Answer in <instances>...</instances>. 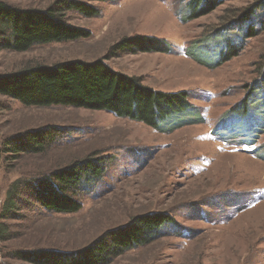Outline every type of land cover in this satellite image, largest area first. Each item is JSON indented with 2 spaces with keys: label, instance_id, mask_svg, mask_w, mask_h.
Listing matches in <instances>:
<instances>
[{
  "label": "rangeland",
  "instance_id": "obj_1",
  "mask_svg": "<svg viewBox=\"0 0 264 264\" xmlns=\"http://www.w3.org/2000/svg\"><path fill=\"white\" fill-rule=\"evenodd\" d=\"M4 1L45 8L54 0ZM84 1L97 5L99 16L67 15L89 37L38 44L26 52L0 51V73L31 63L92 61L123 37L154 35L167 40L171 50L123 52L107 63L156 90H187L203 121L160 132L104 110L25 106L0 95V230L4 225L8 233L3 237L0 231V264H36L16 252L76 250L137 214L156 211L172 215L176 225L109 264H264V0H224L192 20H186L190 0ZM260 2L254 17L258 35L219 30L239 9ZM230 37L242 43L240 53L214 66ZM233 109L247 110L245 120L240 112L229 120ZM47 125L62 131L46 152L13 156L3 150L5 139ZM249 130L255 133L252 144L244 140L243 131ZM95 151L110 160L99 176L86 177L79 212L51 213L22 204L14 218H1L13 181Z\"/></svg>",
  "mask_w": 264,
  "mask_h": 264
},
{
  "label": "trees",
  "instance_id": "obj_2",
  "mask_svg": "<svg viewBox=\"0 0 264 264\" xmlns=\"http://www.w3.org/2000/svg\"><path fill=\"white\" fill-rule=\"evenodd\" d=\"M223 1L190 0L186 20L212 12ZM262 4L239 9L233 21L223 24L219 30L244 31L243 37L247 38L258 35L254 17ZM70 11L88 17L100 14L97 5L84 0H54L45 8H22L0 0V51L26 52L38 44L89 37L88 30L69 21L67 14ZM225 41L226 47L214 66L237 56L242 49V43L235 37L226 38ZM170 50L171 45L167 40L154 35L126 36L114 43L103 58L92 61L73 59L53 64L31 63L17 70L2 72L0 95L18 100L25 106L104 110L160 132H172L176 128L203 121L200 108L189 99L190 93L187 90H156L143 84L138 77L120 72L107 63V59L123 52ZM235 112H240L239 119L245 120L247 110L242 112L241 109H233L228 114L229 120L237 119L231 116ZM229 127L237 130L234 129L235 125ZM61 129L56 125H47L27 130L5 139L3 150L13 156L44 153L56 142ZM244 133L245 142L252 144L255 141V137H252L254 131ZM109 160V157L95 151L66 166L16 179L7 189L1 218H14L23 210L22 204L35 205L51 213L79 212L83 205L78 195L86 177L99 176ZM170 225H176V222L167 212L141 213L125 224L106 230L82 248L71 251L58 248L27 249L17 251L16 256L36 264H109L127 250L148 245L160 238L163 229ZM6 230L1 225V236H7Z\"/></svg>",
  "mask_w": 264,
  "mask_h": 264
}]
</instances>
